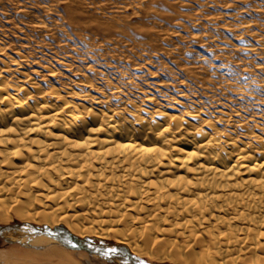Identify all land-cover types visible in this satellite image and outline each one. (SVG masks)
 Here are the masks:
<instances>
[{"label": "bare ground", "instance_id": "bare-ground-1", "mask_svg": "<svg viewBox=\"0 0 264 264\" xmlns=\"http://www.w3.org/2000/svg\"><path fill=\"white\" fill-rule=\"evenodd\" d=\"M21 60L0 58V222L13 209L24 223H71L81 238L112 232L140 258L264 264V127L238 120L237 134L222 128L225 110L106 88L91 74L73 86L48 66L26 73ZM23 249H51L35 264L67 254Z\"/></svg>", "mask_w": 264, "mask_h": 264}, {"label": "rangeland", "instance_id": "rangeland-1", "mask_svg": "<svg viewBox=\"0 0 264 264\" xmlns=\"http://www.w3.org/2000/svg\"><path fill=\"white\" fill-rule=\"evenodd\" d=\"M0 47V58H23L26 73L48 66L73 86L91 74L106 88L194 101L213 115L225 110L222 128L239 134L240 120L262 134L264 0H0ZM5 214L8 223L20 222L15 210ZM111 233L86 236L113 242ZM49 250L43 255L0 241V264H35L48 260ZM66 253L50 262L105 264ZM159 254L147 250L143 258L180 264Z\"/></svg>", "mask_w": 264, "mask_h": 264}, {"label": "water", "instance_id": "water-1", "mask_svg": "<svg viewBox=\"0 0 264 264\" xmlns=\"http://www.w3.org/2000/svg\"><path fill=\"white\" fill-rule=\"evenodd\" d=\"M0 241L5 245L37 250L44 246H57L75 253L83 252L89 258L105 264H155L135 256L124 245L90 237L81 238L64 226L50 228L19 221L3 224L0 225ZM109 249L116 251L108 252Z\"/></svg>", "mask_w": 264, "mask_h": 264}, {"label": "snow or ice", "instance_id": "snow-or-ice-1", "mask_svg": "<svg viewBox=\"0 0 264 264\" xmlns=\"http://www.w3.org/2000/svg\"><path fill=\"white\" fill-rule=\"evenodd\" d=\"M95 130V129H94ZM6 131H13V129L9 128V129H6ZM35 143V141H33ZM77 147H83V145H76ZM146 151L148 152H152L153 149L149 148V149H146ZM193 155H196V153H193ZM29 167H31V165H29ZM189 183H191V181H189ZM108 231H112V229H108ZM113 251H116V249H109L108 252H113ZM108 252H106L105 254H108Z\"/></svg>", "mask_w": 264, "mask_h": 264}]
</instances>
